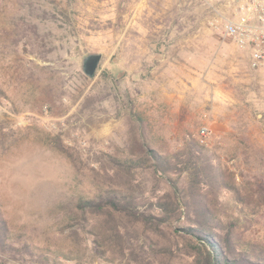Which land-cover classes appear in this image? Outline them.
I'll list each match as a JSON object with an SVG mask.
<instances>
[{"label":"rangeland","instance_id":"rangeland-1","mask_svg":"<svg viewBox=\"0 0 264 264\" xmlns=\"http://www.w3.org/2000/svg\"><path fill=\"white\" fill-rule=\"evenodd\" d=\"M211 4L0 0V206L12 235L44 259L2 264H118L72 236L75 201L109 187L107 155H172L189 140L233 187L205 189L215 214L242 245L264 248V68L214 30L231 10ZM92 52L101 58L89 79L81 62ZM170 176L185 186L186 174ZM135 178L140 192L145 177Z\"/></svg>","mask_w":264,"mask_h":264},{"label":"trees","instance_id":"trees-1","mask_svg":"<svg viewBox=\"0 0 264 264\" xmlns=\"http://www.w3.org/2000/svg\"><path fill=\"white\" fill-rule=\"evenodd\" d=\"M213 157L191 140L172 155L147 147L128 158L107 155L110 185L93 198L75 201L72 236H85L93 255L110 263L168 264L187 257L192 264H264V248L242 245L236 224L222 221L209 204L206 188L233 190ZM139 172L145 180L136 192ZM173 174H186L184 187L171 179ZM156 191L162 194L154 196ZM36 258L44 261L27 241L12 235L0 206V264Z\"/></svg>","mask_w":264,"mask_h":264},{"label":"built area","instance_id":"built-area-1","mask_svg":"<svg viewBox=\"0 0 264 264\" xmlns=\"http://www.w3.org/2000/svg\"><path fill=\"white\" fill-rule=\"evenodd\" d=\"M211 5H223L230 14L218 12L212 23L216 32L227 36L241 49L250 50V65L264 68V0H209ZM208 128L202 127L200 135L205 137Z\"/></svg>","mask_w":264,"mask_h":264},{"label":"water","instance_id":"water-1","mask_svg":"<svg viewBox=\"0 0 264 264\" xmlns=\"http://www.w3.org/2000/svg\"><path fill=\"white\" fill-rule=\"evenodd\" d=\"M101 54L99 52H92L85 55L81 62V71L86 78H92L98 63L100 61Z\"/></svg>","mask_w":264,"mask_h":264}]
</instances>
